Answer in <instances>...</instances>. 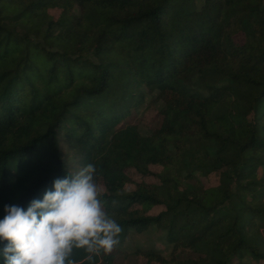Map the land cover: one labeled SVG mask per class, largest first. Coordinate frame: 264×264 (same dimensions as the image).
<instances>
[{
  "label": "trees",
  "instance_id": "1",
  "mask_svg": "<svg viewBox=\"0 0 264 264\" xmlns=\"http://www.w3.org/2000/svg\"><path fill=\"white\" fill-rule=\"evenodd\" d=\"M154 92L162 121L141 134L126 120ZM64 149L123 229L91 264L152 226L170 258L125 264H264V0H0V219L72 174Z\"/></svg>",
  "mask_w": 264,
  "mask_h": 264
},
{
  "label": "clouds",
  "instance_id": "2",
  "mask_svg": "<svg viewBox=\"0 0 264 264\" xmlns=\"http://www.w3.org/2000/svg\"><path fill=\"white\" fill-rule=\"evenodd\" d=\"M96 176L89 163L53 180L52 189L31 200L26 210L5 205L0 219L4 264H78L73 259L78 250L91 264L94 257L112 252L123 229L106 210Z\"/></svg>",
  "mask_w": 264,
  "mask_h": 264
},
{
  "label": "rangeland",
  "instance_id": "3",
  "mask_svg": "<svg viewBox=\"0 0 264 264\" xmlns=\"http://www.w3.org/2000/svg\"><path fill=\"white\" fill-rule=\"evenodd\" d=\"M75 11L76 8L74 9ZM53 13H57L55 10H51ZM163 101L158 98V94L156 92L147 96L145 103L138 110L133 111L132 114L127 118L128 123L138 124L139 130L141 134H146L148 128L158 127L161 124L162 116H160L159 111L163 106ZM65 152V160L68 163L69 170L71 173L76 172L77 170V162L75 156L66 151ZM159 168L153 167L154 172H156ZM128 173L131 177L136 179H141V177L133 170H129ZM264 173V167H259L257 170V177H261ZM185 172L181 173L182 183L185 185L195 184V180L192 178H185ZM193 177L196 181H199L202 185L205 186H213L218 183V173H212L208 176L202 175L198 171H193ZM144 180L146 182H158V179L153 176L145 177ZM101 188V184L99 185ZM154 211H157L154 209ZM262 230V229H261ZM264 232V231H263ZM264 237V234H262ZM154 249L159 252L164 258L168 259L171 256L172 245H170L165 237V232L155 226L150 227L146 232L136 233L134 231L128 232L125 240L119 245L120 251L116 253L114 259L111 264H125L126 258H124L126 253H131L134 249ZM186 256H191V251L185 252ZM131 260H134L137 264H144V259L132 256ZM254 261L250 256H244L242 258V263H238L237 261L232 262V264H253ZM105 264L103 260L101 263Z\"/></svg>",
  "mask_w": 264,
  "mask_h": 264
}]
</instances>
